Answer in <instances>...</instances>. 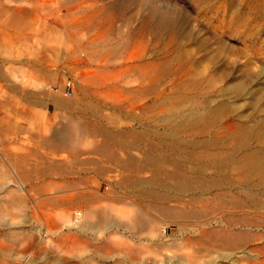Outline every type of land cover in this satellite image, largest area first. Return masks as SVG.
<instances>
[{"label": "rangeland", "instance_id": "374dc122", "mask_svg": "<svg viewBox=\"0 0 264 264\" xmlns=\"http://www.w3.org/2000/svg\"><path fill=\"white\" fill-rule=\"evenodd\" d=\"M67 80L70 93L64 89ZM140 85L150 88L139 89ZM123 86L138 89L123 93ZM52 95L71 100L73 105L57 106ZM166 95L169 98L162 99ZM206 101L211 108L222 103L227 110L211 131L195 128V138L210 141L217 129H225V146L211 150L196 145L181 154L189 160L195 157L197 162L208 152L225 158L233 156L234 160L225 168L203 169L201 177L216 174L227 180L210 188L196 186L176 193L167 188V197L139 196L141 184H132L134 189L124 191L116 179L125 175L149 178L150 169L121 170L112 165L107 157L94 151L93 147L101 143L99 137L77 135L70 144L51 140L55 127L83 123L93 130L117 133L114 136L119 140L110 142V154L143 160L142 146L150 143L144 142L138 149L129 146L124 132L147 131L152 145H160L153 133L163 129L190 139L179 129L187 117L205 111ZM114 106L121 108V112L114 110ZM231 128L232 132H227ZM263 129L264 0H0V183H11L10 163L17 162L29 169V184L41 186L46 193L54 194L53 190L60 187H64L63 193L75 187L85 196L121 191L125 201L144 206V217L177 216L181 227H169V234L173 233L170 241L176 239L171 249L177 253L200 247L196 243L199 230L221 231V227L225 232L249 234L253 238L250 244L261 246L264 183L256 177L253 181L244 180V172L237 166L242 154L264 152ZM239 131L253 133L248 148H233L232 136ZM52 164L56 167L51 168ZM171 166L167 165L166 170ZM184 167L190 174L192 166L185 163ZM4 187L17 192L20 201L11 203L6 196L1 197L0 216L5 222L19 224L23 217L25 221L7 231L4 222L0 225V247L12 251L5 255L0 250V259L6 258L3 264H101L97 260L83 263L84 259L78 257L96 249L100 243L97 231L65 229L64 209L39 206L34 200L36 192L27 190L28 183L25 189L12 184ZM85 196L78 199V207L85 204ZM112 200L105 196L98 203L108 204ZM183 206L196 214L218 210L223 217L216 221H198L188 216L185 219ZM76 213L81 223L83 213ZM159 223L160 230L148 231L145 238L160 235L164 225ZM51 225L57 226L58 231L46 234L45 228ZM129 232L132 230L114 234L111 228H104L99 234L111 239L125 237L128 244L124 250L130 248L129 253L140 260L152 257L154 250L137 241L138 244ZM186 238L190 248L183 246ZM150 263L147 259L143 262Z\"/></svg>", "mask_w": 264, "mask_h": 264}, {"label": "bare ground", "instance_id": "6f19581e", "mask_svg": "<svg viewBox=\"0 0 264 264\" xmlns=\"http://www.w3.org/2000/svg\"><path fill=\"white\" fill-rule=\"evenodd\" d=\"M100 84L103 85L104 83H102L100 81ZM149 84H151V83H149ZM102 85H99V86H102ZM138 88L139 89H147L148 87L145 85H140ZM138 88H135V89H138ZM236 88L238 89V87H236ZM135 89H132V90H135ZM164 89L165 88H163L162 90H164ZM172 89H174V88H172ZM120 90L123 91V93L126 91H132L131 89L126 88L125 86H123ZM164 98L165 99L169 98V95L164 96L162 99H164ZM51 100L55 105L60 106V107H64V106H70L71 107L73 105V101L68 100V99H64V98L59 97L57 95H52ZM113 109L121 112V108L114 106ZM226 110H227L226 106H224L222 103H218L213 108H211L209 106V101L208 102L206 101L205 111L194 116V117H187V119H186L187 121L185 122V124L182 125V128L179 129V130L183 131L184 133H186V136H188V137L190 136L191 137L190 139H182L181 136L179 137L178 135L163 129L162 131H158V132L153 133V138L158 137L159 141L161 142L160 145H157V143L152 145L153 140H151L150 134L148 135L145 133L147 131H145V132L140 131V130H142V129H140L139 132L138 131L137 132H129L127 134L124 132L123 135H125V136H123V138L127 139L126 141H128V143L130 144L129 146H134V147H137V149H138V147H140V145L142 143L143 144H145L144 142L150 143V146L149 145L148 146H142L141 145L142 147H144L142 150L144 153L143 160H140V159L138 160L137 158H135L133 156H129V155L127 157L121 158V157L115 156L114 154H110L109 144H110V142L112 143V141L114 142V139L117 141L119 140V139H116L117 137L114 136L117 133L116 134L113 133L114 131H112V132L107 131V130L103 131L102 129L93 130L89 126H87L86 124H83V123L82 124H76V123L70 122L67 124H62L59 127H55L51 133V140L56 142V143H59V144H64V143L70 144L75 140V137L77 135H79L80 137L81 136L82 137L83 136H85V137H87V136L88 137L89 136L99 137L101 143L99 145H95L93 147L94 151H96L97 153L100 152L104 157H107L109 159V161L112 162V165L119 167L121 170H124V169H137L138 170V168L139 169L140 168H146V170L150 169V171H151V177H149V178H140L138 176L135 178H132V177H128L126 175L120 176V178L116 179V180H117V185H119L122 190L126 189V191H127L128 189H134L132 187V184H141V186H143V188L141 190L140 189L138 190L139 196H145L148 198H163V197H167L166 195H168V194L164 193L165 189L167 190V188L173 189L176 193L179 191L183 192V191H186L189 189H195L196 186L197 187L205 186L207 188H210V187L217 185V184H220L222 182H224V184H225V182L227 180L224 177H222L223 176L222 174H221L222 178L217 177L216 174H215L216 176L214 175V176H210L208 178H204V177H201V174H202L203 169L205 167H207V168L208 167H213V168L218 167V169H222V168L227 167V164L231 160H234L233 156L232 157L228 156L229 158H225V157L220 156L216 152H212V153L208 152L207 155L204 156L203 159L201 158L202 159L201 161L197 162V161H194L196 159L195 157H194L195 159L193 158V159L189 160L188 157L183 156L184 154H181V153L183 152V150L186 151L189 149V147H191V146L195 147L196 145L197 146L198 145L203 146L204 148L206 147V149L208 148L211 150L223 148L225 146V144L222 141V136H223V133L226 132L225 129H221V128L217 129L215 131V135L212 136L213 139L209 141V140H205V139H201V138H195V134L197 132V130H195V128L200 127L201 131L208 130V129H210V131H211L212 128L220 122L221 117L226 112ZM124 111H126V110H124ZM245 128H246V126H245ZM254 129H256V128H254ZM175 130H178V129H175ZM232 130H233L232 128L228 129L227 132L228 131L232 132ZM120 132H122V131H120ZM146 136H149V138H147ZM252 136H253V133L247 132V131L246 132H244V131L240 132L239 131V133H234L232 136V141H233L232 143L234 144L233 148H236V149H237V147L248 148L247 147L248 143H249L248 140ZM255 136H256V134H255ZM120 139H121V137H120ZM125 139H123V141H125ZM164 143H166L168 145V148L166 147L167 149H165ZM146 147H148V148H146ZM10 158H12V157H10ZM185 163L189 164V168H190V165L192 166V169L190 170L191 171L190 174H188L186 171L188 169L187 167H186L187 169L185 170V167H184ZM170 164H172L171 169L169 171H167L166 166L170 165ZM229 164H231V163H229ZM10 165H12L11 168L13 171V175L9 176L12 178L11 183H7V181L4 184L0 183V194H2V196L0 195V198L3 196L4 197L6 196V200L7 199L10 200L11 203H18V201H20V198L18 199V196H17L18 194H16L17 192L16 193L14 191L10 192V191L6 190V188L4 186L12 184L14 186L21 187L22 189H25L26 188L25 186L28 183V189L27 190L28 191L31 190L32 192L33 191L36 192L34 194V200L36 199L39 206L46 205L47 207L50 206L51 208H62V209H64L63 212H64L65 220H66V224L64 225L65 229L70 231L71 229H76V228H80V229L87 228V229H93V230L98 232L100 243L98 245H96L97 246L96 249L91 251L92 253L85 252V253H81L78 255V257H81V259L82 258L84 259L83 263L84 262L85 263H87V262L91 263V262L97 260V261H100L101 264H143L144 260L147 259V260H150V262H151L150 264H264V244L261 246L256 245V244H250V241L253 240V238H251L249 236V234L245 235L246 233L243 234L241 232L240 233L225 232L222 227L220 228L221 231L216 230V231L210 232V231H208V229L199 230L200 232H198V237H197L198 241L196 243L199 242L200 247L194 248L191 252L177 253L176 250H175L176 251L175 252V251H172V249H171L173 246H175L174 240H176V239L170 241L172 239L170 236L173 235V233L169 234V227H173L175 225H178L179 228L181 227L180 226L181 221L177 220V216H176V218H174V217H171V214H168L169 216L163 215L164 217L159 218V219L152 218V217L151 218L144 217V211H145L144 206L141 203L125 201L124 199H122L124 196V193L121 191H119V192H116V191H110L109 192L108 191L109 194L104 193L103 196L97 195V194L85 196L79 189H77L75 187H71V188L66 189V190H68V192H66V193H63L65 191L64 187L63 188L60 187L56 190H53V191H55L54 194L46 193V192L42 191L41 186L29 184V183H31L30 182L31 179L29 176L30 171L28 168H24L21 164H19L17 162L12 163V164L10 163ZM54 167H56V164H52L51 168H54ZM237 167L239 168V170L241 172H244V180H246V181L252 180L254 177H256L258 179L259 183L260 182L264 183V152L263 151H260V150L248 151L246 154H244V155L242 154V157L240 158V161H239ZM102 169H103V167H102ZM233 169H235V168H233ZM98 170H100V169H98ZM47 174H52V172L47 171ZM45 175H46L45 173H44V175L40 174V177L42 178ZM68 185H69V183H68ZM36 194H38V195L40 194L41 197L40 198L36 197ZM83 196H85V198H84L85 204L82 205V207H78V205H77L78 199L80 197H83ZM105 196L111 197L113 199L112 201H110L111 203H109V202H108V204L107 203H98ZM166 200H168V199H166ZM183 208H185V207L183 206L182 209ZM231 209H233V208H231ZM76 210H79L81 213H83L81 223H79V221H78L79 218H78V213H76ZM185 210H186V215L183 216L184 218L186 216H188L192 219H198V221L200 219L204 220L205 218L210 219V220L212 218L213 221H216L217 217L220 218L223 215V212H221V211L219 212L218 210L209 211L208 213H203V214H196V212L191 211V210L186 209V208H185ZM3 213H4V211H3ZM179 217H181V216H178V218ZM24 218L25 217H23L22 222L20 221L19 224H16V223H13L11 221L5 222V219H2V217L0 216V225L4 222L3 224L5 226L3 228H4V230L7 231L13 225L15 227L21 226V224L25 221ZM256 220H258V218ZM159 221L162 223V225H164V227H162V230L160 231L161 232L160 235L157 237H154V238H150V239L145 238L146 233L148 231L159 228V227H157ZM183 221H185V220H183ZM188 221H191V220H188ZM259 221H261V220H259ZM195 222H196V220H195ZM206 222L209 223V220H207ZM191 223H194V222H191ZM201 223H203V222H201ZM210 223H211V221H210ZM183 224H184V222H183ZM187 224H188V222H187ZM51 226H50V228L49 227L45 228L46 234H47V232L48 233H56L58 231L57 226H54V225H51ZM159 226H160V223H159ZM104 228H109V229L111 228L112 230H114V234L121 233V230H122V233H124L128 229L132 230V232H129L128 235L132 239H135L136 242L138 241L139 243L141 242L142 244H145L146 246L151 247L155 252L154 255L152 257L146 256L142 260L138 259L139 258L138 256H137L138 258L135 257V255H136L135 253H137V251H134L135 255L133 256L132 255L133 253L132 254L129 253V250H131L130 248L128 251L124 250V246L128 244L125 237H119L118 236V237H114L113 239L106 237V236L104 237L103 235H101L102 234L101 232ZM183 228H182V230H183ZM159 230H160V228H159ZM99 233H101V234H99ZM13 234H10V236H12ZM141 234H143V235H141ZM257 234H260V233H257ZM16 235L17 234H15V237H16ZM255 235H256V233H255ZM17 237H16V239H17ZM126 237H127V235H126ZM179 239H182V238L180 237ZM194 240L191 239V241H194ZM145 241L148 243H145ZM258 241H261L260 238L258 239ZM133 242H135V241L133 240ZM53 243H55V242H53ZM189 244H190L189 238H186L185 241H183V246L189 247L190 246ZM107 246L109 247V250L101 249L102 247H107ZM196 246H199V245H196ZM191 247H192V245H191ZM0 250L2 251L3 254L10 255V251H11L10 249H5L4 247H0ZM139 251H142L141 248L139 249ZM5 260H6V258L2 257L0 259V264H3L2 261H5ZM197 260H201V261H199L197 263L196 262ZM7 261L11 262L10 260H7ZM50 261L54 262V263H62L58 259H51ZM80 263H82V262H80Z\"/></svg>", "mask_w": 264, "mask_h": 264}, {"label": "built area", "instance_id": "2783aa9c", "mask_svg": "<svg viewBox=\"0 0 264 264\" xmlns=\"http://www.w3.org/2000/svg\"><path fill=\"white\" fill-rule=\"evenodd\" d=\"M65 85H66V86H65V93H70V91H69L70 80H67Z\"/></svg>", "mask_w": 264, "mask_h": 264}, {"label": "crops", "instance_id": "0c3cea01", "mask_svg": "<svg viewBox=\"0 0 264 264\" xmlns=\"http://www.w3.org/2000/svg\"><path fill=\"white\" fill-rule=\"evenodd\" d=\"M46 142V141H45Z\"/></svg>", "mask_w": 264, "mask_h": 264}]
</instances>
